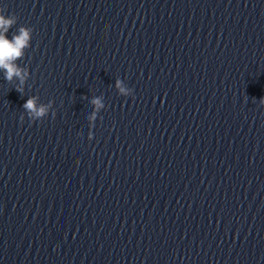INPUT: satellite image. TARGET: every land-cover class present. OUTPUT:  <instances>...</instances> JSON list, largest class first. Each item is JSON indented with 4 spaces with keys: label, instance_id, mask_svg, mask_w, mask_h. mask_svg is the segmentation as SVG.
<instances>
[{
    "label": "clouds",
    "instance_id": "obj_1",
    "mask_svg": "<svg viewBox=\"0 0 264 264\" xmlns=\"http://www.w3.org/2000/svg\"><path fill=\"white\" fill-rule=\"evenodd\" d=\"M6 11L4 6H0V72L3 73L4 79L8 83L14 84L15 90L23 96L26 82L30 78V71L27 66H21L18 62L25 57L26 51L31 47L34 29L31 26L21 25L12 32L11 38H9L7 34L17 25L19 18L14 13L6 14ZM115 88L119 95L132 96L134 99L133 89L128 87L123 79H116ZM82 99H89V97L84 96ZM89 102L93 106V110L87 114L86 118L90 122V128H93L98 118L103 119L100 113L106 105L102 95L91 97ZM259 102L264 105V98ZM53 105V100L41 103L39 96H29L22 106L24 111L20 114L19 121L23 123L27 116L32 123L42 122L50 113L55 118L56 111ZM79 135L83 136V133L81 132ZM93 136L94 133L89 131L88 138L92 139Z\"/></svg>",
    "mask_w": 264,
    "mask_h": 264
}]
</instances>
